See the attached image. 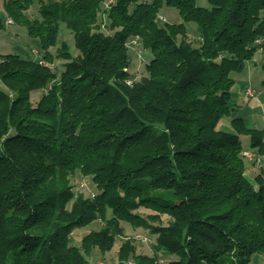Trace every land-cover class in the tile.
<instances>
[{
  "label": "trees",
  "instance_id": "obj_1",
  "mask_svg": "<svg viewBox=\"0 0 264 264\" xmlns=\"http://www.w3.org/2000/svg\"><path fill=\"white\" fill-rule=\"evenodd\" d=\"M5 10L43 57L0 55V264H91L118 237L121 264H252L264 253V169L247 175L241 137L264 154V130L243 118L220 127L237 73L264 49V0H6ZM63 24L77 54L65 42L51 52ZM134 39L149 53L139 80ZM77 173L93 197L74 190ZM125 222L156 237L153 254L137 252Z\"/></svg>",
  "mask_w": 264,
  "mask_h": 264
},
{
  "label": "rangeland",
  "instance_id": "obj_2",
  "mask_svg": "<svg viewBox=\"0 0 264 264\" xmlns=\"http://www.w3.org/2000/svg\"><path fill=\"white\" fill-rule=\"evenodd\" d=\"M5 1L6 0H0V13L4 17V24H5L3 27L0 28V55L18 53L24 56L25 58H27L24 54H21L17 50H14V46L18 45L24 48L26 51H30L32 47L39 46L38 40L29 36L26 25L15 21L11 25L7 24L6 20L8 17L5 10ZM103 1L106 4L109 0H103ZM199 4L203 5L201 0H198V5ZM205 6H208V2L205 4ZM161 14L164 15V17H166L167 22L169 23L182 22V18L180 17L179 11L176 8L165 7L163 8ZM9 18L12 17L10 16ZM187 26L188 29L191 31V33L194 32V30H197V25L193 22L188 23ZM58 41H59L58 46L51 48V52L55 56L57 55V48L60 47L61 43L63 42L67 44L69 50L73 54H77L74 34L69 29H67L64 24L62 25V29L60 31ZM38 51L40 52L38 57H43V53L40 50ZM130 53L132 58V64L130 70L132 73H135L136 78L139 80L143 75L146 74L145 64L148 61L149 53L148 52L143 53L145 56L144 58L147 59V60L144 59L143 62L138 58L134 50L131 49ZM64 62L65 60L63 58H58V57L55 58L54 67L57 70V72H61L63 70ZM42 93H44V91H41L33 95L32 99L34 104H36L38 100L41 98ZM224 122H227L226 118L223 120L220 127L226 124ZM242 140L245 149H252L250 146L249 138L243 136ZM256 164L259 165V163ZM248 165L249 164L247 162V166ZM72 184L76 192H82L87 197H93L94 194L97 192L96 185L94 184L92 179L90 177L83 176L81 173H77L72 178ZM140 213H142L143 215H147L148 213H152V212L143 209L140 211ZM163 220L164 223L167 224L170 218L168 216H163ZM102 225H103L102 221H94L93 223L85 227L76 229L72 235V243L74 245H81L82 239L86 234H88L92 230H99ZM124 228L126 229L125 236L127 238L129 237L134 238L137 241L136 245H137L138 253L153 254V245L156 242L155 236L150 234V232L145 229H141V228L135 229L128 222L124 223ZM123 241H124L123 238L118 237L112 251L106 253L105 255L100 253L99 250H95L90 259L91 264H121L119 263V259H118V251ZM257 256H259V254L254 256L252 260V264H255L258 258ZM174 258H176V256H160L159 261L161 264H167L170 259H174ZM258 261L259 264H264V255L259 257Z\"/></svg>",
  "mask_w": 264,
  "mask_h": 264
},
{
  "label": "crops",
  "instance_id": "obj_3",
  "mask_svg": "<svg viewBox=\"0 0 264 264\" xmlns=\"http://www.w3.org/2000/svg\"><path fill=\"white\" fill-rule=\"evenodd\" d=\"M201 2L203 4L201 6H205L208 0H201ZM8 16L9 15H7V17ZM164 18L166 19V17ZM35 49L40 50V44L37 47H32L30 51H26L24 48L18 45L14 46V50H17L18 52L24 54L27 58L30 59H36L39 56L40 52L38 54H34L33 50ZM263 64L264 49L257 53L255 58L247 65L246 69L243 72L237 73L236 83L232 90L233 111L231 113V116L227 118V122H224L226 124L221 127L223 130L234 131L231 125V119L233 118H243L247 127L264 130V71L262 68ZM249 90H252V94L249 93ZM243 136L245 135H242L241 137L243 138ZM245 151L258 154L254 149H245ZM258 155L262 159L261 164L257 165L255 162L252 163V161H250L248 163L249 165L247 166L246 173L247 175L249 174L248 176L251 179H254V177L259 173L260 169H264V154ZM263 255L264 253H259L255 264H259V257Z\"/></svg>",
  "mask_w": 264,
  "mask_h": 264
},
{
  "label": "built area",
  "instance_id": "obj_4",
  "mask_svg": "<svg viewBox=\"0 0 264 264\" xmlns=\"http://www.w3.org/2000/svg\"><path fill=\"white\" fill-rule=\"evenodd\" d=\"M113 3H114V0H109L105 5H106V7H110V5H112ZM161 18H163V17H161ZM6 22H7V24L10 25V24L14 23V20L12 18L8 17ZM140 46H141V44L137 39H134L129 43L130 49L135 51V53L137 54V56L140 60H143L142 52H141V50H139ZM33 52H34V54L39 53V51L37 49L33 50ZM39 62H40V64L47 65V62H45L44 60H40ZM249 93L252 94V90H249ZM243 155L245 156V158L249 159L250 161L261 164V158L258 154H255V153H252L249 151H245L243 153ZM145 241H146V239H145Z\"/></svg>",
  "mask_w": 264,
  "mask_h": 264
}]
</instances>
